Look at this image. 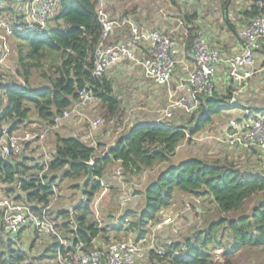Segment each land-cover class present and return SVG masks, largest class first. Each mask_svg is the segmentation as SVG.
I'll return each instance as SVG.
<instances>
[{
  "label": "trees",
  "instance_id": "1",
  "mask_svg": "<svg viewBox=\"0 0 264 264\" xmlns=\"http://www.w3.org/2000/svg\"><path fill=\"white\" fill-rule=\"evenodd\" d=\"M258 1L263 5L259 6ZM249 2L250 6L243 12L248 20L264 14V0ZM23 4L24 0H0V23L12 28L10 36L13 40V68H0V87L3 90L0 117L3 124L10 132L24 129L32 123L50 126L71 106L78 89L88 83L99 97L97 107L102 112V118L109 124H115L112 130L120 126L125 111L121 98L115 92L113 80L105 73L96 77L92 72L100 37L97 0H57L47 25L38 29L27 26ZM194 17L195 13H191L187 20ZM226 23L237 35L234 24L228 19ZM187 30L188 46L196 27L190 26ZM0 43L2 46V41ZM1 46L0 59L4 51ZM259 51L264 55V44ZM9 57L7 55L6 62ZM234 86H228L224 93L215 90L210 96H200L199 106L181 118L180 123L158 124L149 119L129 123L108 145L98 138L93 143L85 141L81 135L54 133L48 169L42 175H39L43 167L40 154H29L35 152V148L31 147L28 153L18 156L3 157L0 153L2 191L12 194L17 201L29 204L37 212L58 193L59 177L73 181L70 185L72 189H79L78 182L87 173V163L94 159L93 179L85 185L80 198L71 207H58L54 211L51 206L47 211L55 226L69 239L68 247L60 245L56 237L49 238L52 240L46 244L44 251L33 257L20 246H6V251L0 250V264H44V261L54 259L58 262V253L71 252L79 242L89 248L93 245L92 239L98 236L105 243L113 241L106 234L109 230L136 233V239L144 238L148 224L160 220L159 214L172 204L176 193L214 204L220 217L208 220L207 226L193 233L162 242L160 254L150 253L151 262L232 264V256L241 248L264 247V152L257 148L246 150L258 156L252 168H244L233 161L232 156L238 151L236 148H230L221 159L210 160L194 155L179 162L170 161L183 141H191V136L211 123L213 115L233 106L228 100ZM27 148L28 145H25L24 149ZM99 148L102 151H97ZM163 163L165 165L144 187L134 189L135 205L123 207L118 216L113 210L104 215L102 213L103 225L99 224L92 207L93 203L99 204L98 194L103 187L97 177L116 185L108 188L109 193L115 196L121 189L114 180V174L128 183ZM259 193H263V197L250 207L249 212L234 215L244 208L248 198ZM139 201V207L134 208ZM193 208L197 212V207ZM221 227L229 231L230 237L227 234L217 236ZM22 232L5 234L0 227V245H10L15 239L14 243ZM218 249H222L221 261L215 260Z\"/></svg>",
  "mask_w": 264,
  "mask_h": 264
},
{
  "label": "built area",
  "instance_id": "2",
  "mask_svg": "<svg viewBox=\"0 0 264 264\" xmlns=\"http://www.w3.org/2000/svg\"><path fill=\"white\" fill-rule=\"evenodd\" d=\"M109 1L97 0L96 13L100 23V37L95 49L93 76L101 77L108 67L121 61H130L141 68L147 80L161 87L168 86L177 62L176 55L179 47H177L175 39L168 33L156 29L140 30L136 25L131 24L130 34L123 40L113 42L110 38L111 31L114 27L121 26L125 21L113 18L108 10ZM56 3L57 0H24L23 13L27 26L32 29L44 28ZM257 4L263 5L260 1ZM1 26L6 33H12V28L8 25L1 22ZM237 36L242 43V48L234 54H225L218 48L208 45L204 36L199 32L193 35L188 46L186 41L181 44L194 65L186 76L177 80L174 89L167 90L166 104L160 112V117L155 121L156 123H170L174 114L188 115L199 106L200 96L212 95L215 91V74L219 63H224L227 66L229 79L235 85L228 102L230 105H237V99L243 91V81L253 74L255 55L264 44V14L255 16L246 25L239 28ZM140 42L148 48V53L144 57H139L136 53V45ZM2 46L5 51L2 53L0 62L6 59L9 52L4 41H2ZM1 95H3V90L0 87V97ZM98 102L99 97L93 91L92 86L87 83L78 89L77 96L71 106L54 119V124L45 125L40 131L31 132L28 129L23 132H10L0 117L1 155L3 157L18 156L29 152L31 147H36L33 144L38 143L39 160L43 165L39 175H42L47 171L51 158L50 147L46 143L47 133L56 129L63 120L70 117L88 119V133L84 140L96 143L93 134L101 126L103 120L100 115L88 118L87 111L91 110ZM216 140L229 148L240 150L257 148L264 152V112H255L244 107L241 117L231 120L229 126L221 136L216 137ZM25 145H28L27 149H24ZM88 163L93 164L94 159L91 158ZM117 172L118 170H116ZM116 176L117 174L113 175L114 178ZM96 179L103 185V178L97 177ZM106 190L107 187H104V191ZM56 198L57 192L53 200L37 212L29 204L17 201L13 197L0 195L2 232L16 235L19 231L33 229L41 235L56 237L60 245L68 247L67 237L59 231L54 221L47 215L48 209ZM195 200L198 201L197 198ZM165 226H169L173 232H177V227L173 226L172 215H166L154 223L153 232ZM91 242L93 245L89 248H85V243L79 242L71 252L58 253L56 260L60 264H137L150 256L152 251L161 253V247L153 246L146 237L133 240H113L106 243H98L97 238H94ZM146 243L152 245L146 247Z\"/></svg>",
  "mask_w": 264,
  "mask_h": 264
},
{
  "label": "crops",
  "instance_id": "3",
  "mask_svg": "<svg viewBox=\"0 0 264 264\" xmlns=\"http://www.w3.org/2000/svg\"><path fill=\"white\" fill-rule=\"evenodd\" d=\"M249 6V0H110L108 4L110 14L118 21H125L121 26L114 27L111 31L110 38L113 42L125 39L130 34V26L132 24L136 25L140 30L150 31L156 29L168 33L175 39L179 48L172 79L170 84L165 87L158 86L147 80L141 68L130 61H121L106 69L104 73L113 80L115 92L122 100L125 115L121 125L117 126V128L114 127V130L112 129L115 124L110 122L108 130L104 134H102L103 131L99 130L97 133L95 131L93 134L95 139L98 138L108 145L114 140L116 134L129 123L147 119L155 122L160 117V112L166 104L167 90L174 89L177 80L186 76L194 65L192 59L181 46L184 41L187 43V28L190 26L196 27V32L204 36L208 45L218 48L225 54L239 52L242 48V43L238 36L231 31L226 19L234 24L237 32L239 28L249 22L247 17L243 15V12ZM191 13H195V17L188 21L187 18ZM136 53L139 57L146 56L148 53L147 46L141 42L137 43ZM227 70V66L224 63H219L217 66L215 90L218 93H224L228 86L234 85L229 79ZM252 71L253 74L246 81H243V91L237 99L239 104L223 110L224 112L221 111L218 114L219 117L215 119L213 118L216 114L213 115L211 123L205 126L210 128V126L214 125L212 129L215 135L202 133L204 138L210 136L214 139L215 144L213 146L222 144L216 140V137L222 135L231 120L241 117L244 107H251L250 109L256 112H264V55L260 51L255 55V64L252 67ZM234 107L238 110L229 115L228 113ZM181 118H184V115L174 114L170 123H180L183 120ZM68 120L73 124L66 128V133L69 135H81L85 139L88 133V125L87 127L82 125L85 122L84 119L70 117L66 119V121ZM63 122L65 120L60 123V127ZM78 123L82 124L76 128L75 126H78ZM59 126L57 127L58 129ZM58 129L55 130L56 133H59ZM46 143L51 149L52 143L47 139ZM222 145L225 146L224 144ZM116 169L115 167V173ZM70 195L68 194V197ZM79 198L80 196L77 192L76 200ZM76 200L74 198L72 203Z\"/></svg>",
  "mask_w": 264,
  "mask_h": 264
},
{
  "label": "rangeland",
  "instance_id": "4",
  "mask_svg": "<svg viewBox=\"0 0 264 264\" xmlns=\"http://www.w3.org/2000/svg\"><path fill=\"white\" fill-rule=\"evenodd\" d=\"M10 35L11 34L6 33L5 29L2 26L0 27V36L3 37L2 39L0 37V42L4 41V43L8 46V49H9L8 57L10 56L8 62H6L7 61L6 59L4 62L0 63V68L2 69L13 68V65L11 64V62H13L12 57H11V54L13 53V50L11 47V45H13V40ZM9 43H10V46H9ZM0 46H1V43H0ZM1 47L3 49V46ZM3 50L5 51V48ZM246 83L248 85V81ZM232 109L233 110H231L228 113L229 115L238 110V109H235V107ZM87 113H88L87 115L88 118H93L98 115L103 117L102 112L101 110H99L97 105H95L92 110L87 111ZM217 117H219L218 114H216L213 119ZM102 120H103V123L96 130V133L100 130V131H103L102 134H104L105 131L108 130L109 122H107L104 118H102ZM84 121L85 122H83V124L78 123L77 124L78 126H75V127L78 128L80 124L87 127L88 119H84ZM72 124L73 123L70 120L68 121L65 120V122L62 123L61 127L59 126V129L58 128L56 129H58L59 133L69 135L68 133H66V128L72 126ZM43 127L44 125L32 123L26 128L20 129L19 132H23L25 130L32 129V128L36 129L34 131L37 132L43 129ZM212 128H214V125L210 126V128L205 127L201 131L196 133L191 141L189 142L183 141L177 147L176 152L170 161L179 162L182 159H185V158H188L194 155L201 156V157H204L210 160L221 159L223 156L222 154H224L225 152L229 153L228 150H231V149L227 148V146H223L222 144H216V146H213L215 144L213 138H211L210 136H208L207 138L203 137L202 133H210L211 135H215V132ZM56 129L47 133L46 139L52 143V145L50 144L51 146H53V139H54L53 134L56 133L55 131ZM33 145L36 146L35 152H32V151L31 152L35 154H32L31 152L29 154L36 155V153H39L40 151L39 144L35 143ZM100 150L101 149L99 148L97 151H100ZM237 150L238 151L234 152L235 154H233L232 156L234 162H236L240 166H243L244 168L245 167L252 168L253 166L251 165H256L257 163L256 159L258 157L257 155H252V153H250L249 151H247L248 152L247 153L246 150H243V149L241 150L237 149ZM114 165H112V167ZM164 165H165L164 163L159 164L156 167H154L152 170L144 172L141 175L134 177V179L130 180V182L128 183H125L123 179L119 175H117L114 178V180H116L117 183L119 184L118 188H120L121 191H119L115 196L111 192L109 193L108 188H110L111 186H116V185L113 183L109 184L103 181L104 187L105 188L107 187V190H106L107 192L104 191V187H102V189L99 191V194H98V198L100 197L99 204L95 205L93 203L92 205L93 210H95L94 218L97 219L99 224L103 225L102 223L103 221L101 217L102 213L104 215V213H106L108 210H113L114 213L116 212V215L118 216L123 207L125 206L131 207V205H135V203H133L135 199L133 196L134 189H141L142 187H144L146 182L151 177L154 176V173H156L158 169ZM57 183H58L57 198L53 201V204H52V209L54 211H56L58 207L59 208L61 207L67 208L68 206L71 207L72 200H74V198L76 200L77 192H78V189L77 190L72 189V187L70 186L73 183V181L71 180L59 177L57 179ZM2 188H3V184L0 181V195L5 196V197H12V194L5 193L4 191H2ZM68 194H71L70 197H68ZM262 197H263V193H259L251 198H248L246 200L244 208L235 212L234 215L238 216L246 212H249L250 207L258 203V201ZM139 205H140V201L136 204L134 208H138ZM193 206L197 207V212L194 211ZM201 209H203L202 212H201ZM207 210H210V211L208 212ZM166 215L173 216V226L177 227V232H173L172 228L169 226H165L162 229L153 232L154 223L150 222L148 224V231L145 237L148 242L151 241L153 246L158 247V246H161L162 242L168 241L169 239H172L173 237H178L186 233H193L196 229L204 228V226H207L208 220L210 219L217 220L220 217V214L214 207V204L211 205V203H208V202L203 203L201 199L200 200L198 199V201H196L195 198H193L192 196L185 195L182 193L175 194L172 204L159 214V219L160 220L163 219ZM32 230L33 229H26L25 231L20 233L19 236L16 238V241L13 243V240H12L10 245L8 243H5L4 247L0 245V250L6 251L7 250L6 246L12 247V248L20 246L23 249H26L27 251H29L30 256L37 257L38 255L42 253V251H44L46 244L52 240V239L50 240L49 238H53V237L41 235L35 230H33V233H32ZM228 232L229 231L226 228L221 227L217 231V236H221V234H223L224 236H226L227 234L229 236ZM106 234L110 235L111 240H115V241L136 239V233H125V231H121L117 233L115 232V230H109V232ZM97 242L98 243L103 242L100 239V236L97 237ZM66 243L67 245H69L68 238L66 240ZM152 244L146 243L145 246L148 247V245H152ZM221 252H222V249H218L215 251L216 261H221ZM231 262L232 264H264V247L262 246L243 247L232 256ZM43 263L44 264H60L56 262L55 259L50 260V261H44ZM137 264H166V263H162L158 261L151 262L150 256H148L147 258L143 259Z\"/></svg>",
  "mask_w": 264,
  "mask_h": 264
},
{
  "label": "water",
  "instance_id": "5",
  "mask_svg": "<svg viewBox=\"0 0 264 264\" xmlns=\"http://www.w3.org/2000/svg\"><path fill=\"white\" fill-rule=\"evenodd\" d=\"M92 179H93L92 164L91 163H87V173L83 177V179H81L78 182V184H79L78 195L79 196H81L82 192L84 191L85 185Z\"/></svg>",
  "mask_w": 264,
  "mask_h": 264
}]
</instances>
